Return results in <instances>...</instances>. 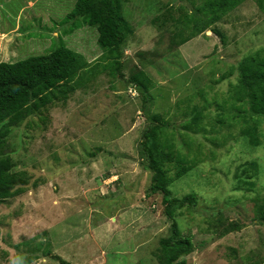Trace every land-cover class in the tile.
I'll list each match as a JSON object with an SVG mask.
<instances>
[{
  "label": "rangeland",
  "instance_id": "obj_1",
  "mask_svg": "<svg viewBox=\"0 0 264 264\" xmlns=\"http://www.w3.org/2000/svg\"><path fill=\"white\" fill-rule=\"evenodd\" d=\"M207 1L124 0L132 34L117 79L103 68L94 27L66 34L72 21L60 25L75 0H0V62L50 53L62 41L89 63L73 94L30 112L5 138L2 154L26 185L0 203V264H158L153 253L169 223L141 151L155 115L158 142L191 165L178 179L177 163L166 165L172 197H195L176 217L194 246L187 264H264V117L233 98L241 60L264 53V0H242L177 46L179 32L189 37L194 22H209ZM138 71L150 80L145 108L126 82ZM231 223L239 230L224 234Z\"/></svg>",
  "mask_w": 264,
  "mask_h": 264
},
{
  "label": "trees",
  "instance_id": "obj_2",
  "mask_svg": "<svg viewBox=\"0 0 264 264\" xmlns=\"http://www.w3.org/2000/svg\"><path fill=\"white\" fill-rule=\"evenodd\" d=\"M123 1L76 0L71 12L60 23L66 25L72 21L66 34L82 25L94 27L97 31L96 44L102 50L101 58L105 61L103 68L117 79L125 78L121 59L126 40L132 34L131 25L122 15ZM241 2L242 0H208L201 9L208 16L209 22H194L189 37H182L179 32L177 36L180 39L176 45L181 46L191 37L204 33L209 25L220 20L221 15ZM195 32L198 34L195 35ZM212 32L220 35L215 28ZM59 42V46L50 53L13 63L0 62V203L23 194L26 185L24 173L12 172L11 157L2 154L10 127L21 124L30 112H39L58 99L66 100L79 88L80 83H74L78 73L89 69V63L83 55L70 50L62 41ZM238 71L239 79L233 87V98L246 100L252 115L264 117V53L256 52L243 58ZM126 82L139 91L142 108H145L150 101L145 95L150 87V80L142 71H138L131 74ZM199 118L200 114L196 113L193 117L194 126H197ZM151 120L154 124L142 134L141 151L145 157V166L152 172L150 192L161 194L163 214L169 223V235L158 240L153 256L158 264H187L185 257L193 252L194 246L191 234L180 230L176 217L184 207L192 208L195 205V197L193 194L182 198L172 197L169 186L173 181L166 165L177 163L174 174L176 179L188 172L191 165H182L181 160L165 150L158 142V132H161L163 122L157 124L161 120L159 115L151 117ZM250 139L252 146H258L254 136H250ZM254 166L252 164L251 167L255 171ZM242 183L252 186L248 181ZM259 209L260 224H264V205ZM238 230V226L231 223L223 232L227 234Z\"/></svg>",
  "mask_w": 264,
  "mask_h": 264
},
{
  "label": "crops",
  "instance_id": "obj_3",
  "mask_svg": "<svg viewBox=\"0 0 264 264\" xmlns=\"http://www.w3.org/2000/svg\"><path fill=\"white\" fill-rule=\"evenodd\" d=\"M75 2H76V0H75ZM50 4H51V3H50ZM74 4H75V3H74ZM29 5H30V6H33V2H30ZM73 7H74V6H73Z\"/></svg>",
  "mask_w": 264,
  "mask_h": 264
}]
</instances>
